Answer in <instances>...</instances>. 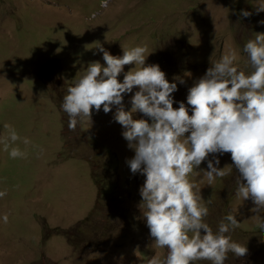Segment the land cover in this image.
<instances>
[{"label": "rangeland", "instance_id": "obj_1", "mask_svg": "<svg viewBox=\"0 0 264 264\" xmlns=\"http://www.w3.org/2000/svg\"><path fill=\"white\" fill-rule=\"evenodd\" d=\"M101 3L0 0V192L6 193L0 197V264H148L153 256H167L166 248L155 246L139 208L145 177L129 169L134 151L114 119L115 106L107 114L93 109L90 127L79 118L75 131L61 108L88 64L104 63L98 43L114 56L146 45L145 66L159 65L177 83L174 107L187 106L188 89L228 47L237 52L240 70H253L243 46L264 33V11H258L264 0ZM137 90L124 94L126 111ZM133 118L147 119L139 111ZM5 124L21 137L12 146L24 157L13 159L4 150ZM216 155L226 176L209 185L201 171L205 162L189 177L209 210L205 222L216 233L227 215L236 214L240 226L226 235L248 254L229 253L225 264H264V212H252L251 199L238 196L230 153Z\"/></svg>", "mask_w": 264, "mask_h": 264}, {"label": "clouds", "instance_id": "obj_2", "mask_svg": "<svg viewBox=\"0 0 264 264\" xmlns=\"http://www.w3.org/2000/svg\"><path fill=\"white\" fill-rule=\"evenodd\" d=\"M107 6L108 0H102L101 7ZM241 15L251 13L242 11ZM96 49L104 63L88 64L84 74L68 87L61 108L69 117L68 128L75 131L79 118L87 120L90 127L93 109L99 112L102 108L107 114L115 106L114 119L134 151L127 161L129 169L145 177L139 188V208L155 246L167 249L163 261L153 256L148 264H225L229 253L236 258L247 256V247L226 235L240 226L236 214L227 215V222L221 221L214 233L205 222L209 210L201 203L200 189L189 177L206 162L207 170L201 171L211 185L228 174L218 167L216 154L230 153L232 166L239 173L238 196L251 199L252 212H264V33H256L243 46L251 73L239 69L237 52L228 47L188 89L187 106L179 102L178 107L173 106L172 95L178 90L177 83L169 82L159 65L145 66L150 54L146 45L122 50L121 56L110 54L99 43ZM127 65L138 67L125 72ZM121 73L122 82L118 79ZM179 83L184 81L179 79ZM134 88L138 90L126 111L123 96ZM137 111L147 119H134ZM4 127V150L13 159L24 157L25 152L12 146L21 137L10 125ZM23 143L30 141L24 138ZM4 195L0 192V197ZM3 219L7 223L6 215ZM259 227L264 231V223Z\"/></svg>", "mask_w": 264, "mask_h": 264}]
</instances>
